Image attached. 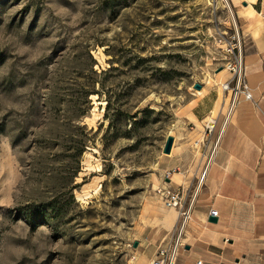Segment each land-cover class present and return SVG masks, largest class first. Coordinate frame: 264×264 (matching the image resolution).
Instances as JSON below:
<instances>
[{"label": "rangeland", "instance_id": "rangeland-1", "mask_svg": "<svg viewBox=\"0 0 264 264\" xmlns=\"http://www.w3.org/2000/svg\"><path fill=\"white\" fill-rule=\"evenodd\" d=\"M233 24L223 0H0V264L135 263L165 217L167 136L217 146Z\"/></svg>", "mask_w": 264, "mask_h": 264}, {"label": "crops", "instance_id": "crops-1", "mask_svg": "<svg viewBox=\"0 0 264 264\" xmlns=\"http://www.w3.org/2000/svg\"><path fill=\"white\" fill-rule=\"evenodd\" d=\"M255 11L253 24L247 29L250 42L244 50L245 74L252 99L240 97L225 123L223 120L209 162L210 154L196 151L197 144L191 142L192 134L198 130L194 127L185 131L179 143L174 139L167 154L168 169L184 170L171 176L170 186L182 184L186 173L200 177L207 165L204 185L198 192L183 237L184 249L177 255L175 264H196L198 260L202 264H264L263 0L259 1V11ZM214 108L215 105L205 108L196 104L193 118L187 124L212 113ZM188 162L191 164L187 165ZM210 209H216L218 217L209 215ZM211 217L216 221H210ZM176 220V211L167 208L159 226H146L141 231L136 240L134 264H148L157 248L169 238Z\"/></svg>", "mask_w": 264, "mask_h": 264}, {"label": "built area", "instance_id": "built-area-1", "mask_svg": "<svg viewBox=\"0 0 264 264\" xmlns=\"http://www.w3.org/2000/svg\"><path fill=\"white\" fill-rule=\"evenodd\" d=\"M223 1L232 15L234 31L231 36L228 37H225L223 34H219L216 41L221 47L223 53L224 60H220L221 65L231 74L232 81L234 82L232 87V91L234 92L233 102L230 107L231 113L234 103L239 97L251 100L252 93L246 81L243 40L228 0ZM205 127L207 132H211L214 128V123L208 122ZM215 149L216 145L213 147L211 157ZM211 157H209L208 162ZM206 170L207 165L200 177L197 178V183L194 188L184 186L183 184L170 186L171 176L173 173L179 171L178 167L165 172L164 177L167 180V183H165V185L160 189L161 198L165 208L174 209L176 211L177 220L169 233V238L157 248L154 256L149 260L148 264H175L177 255L184 249L183 237L185 230L191 221L193 209L196 205L197 195L201 189ZM209 215L218 217V211L216 209H210ZM196 264H202V260H198Z\"/></svg>", "mask_w": 264, "mask_h": 264}, {"label": "bare ground", "instance_id": "bare-ground-1", "mask_svg": "<svg viewBox=\"0 0 264 264\" xmlns=\"http://www.w3.org/2000/svg\"><path fill=\"white\" fill-rule=\"evenodd\" d=\"M257 1L258 0H233V2H235V4L237 5V15L241 19V21H243L242 22L243 27L245 28L246 32H247V29H249L253 24L252 18L256 14V11L253 7V3H256ZM242 2H247V3L246 5H243ZM263 3H264V0H263ZM251 32H252V35L255 34L254 28L251 29ZM197 92H200V91L197 90ZM230 110L231 108H229L226 113L224 123L229 117ZM206 119L208 120L209 123H215L214 118H212L210 115L207 116Z\"/></svg>", "mask_w": 264, "mask_h": 264}, {"label": "water", "instance_id": "water-1", "mask_svg": "<svg viewBox=\"0 0 264 264\" xmlns=\"http://www.w3.org/2000/svg\"><path fill=\"white\" fill-rule=\"evenodd\" d=\"M244 3H245V2H244ZM220 69H221V68H219V70H220ZM201 87H202V85H201L200 83H195V84H194V88H195V89H200ZM173 142H174V137L171 136V135L167 136V138H166V140H165V143H164V145H163V149H162L163 153H165V154H169V153L171 152V148H172ZM210 221L215 222V221H216V218H215V217H211V218H210ZM137 245H138V242L135 241V242L133 243V246H134V247H137ZM222 264H223V263H222Z\"/></svg>", "mask_w": 264, "mask_h": 264}]
</instances>
